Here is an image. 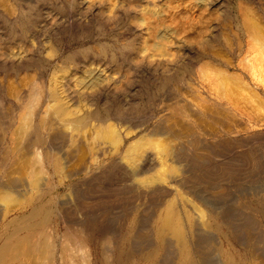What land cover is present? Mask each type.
Wrapping results in <instances>:
<instances>
[{
    "label": "rangeland",
    "instance_id": "374dc122",
    "mask_svg": "<svg viewBox=\"0 0 264 264\" xmlns=\"http://www.w3.org/2000/svg\"><path fill=\"white\" fill-rule=\"evenodd\" d=\"M250 21L252 24L255 22L253 25L257 24L258 26L253 27ZM4 23L6 24L4 25ZM255 41L264 42V0H0V50L6 53L3 58H0L2 60L5 59L8 64H10V68L8 69L0 65V80H6L8 78L10 81H13L18 75H23L22 77L26 79L25 82L29 79H33V82L39 83L38 85H44L43 87H45L47 93L42 98V104L39 109L36 123L37 125L40 124L39 131L42 132V130L46 129L45 132L43 131L47 133L45 136H48V132L59 133L56 138H60L57 140V145L61 147L56 146L57 149L55 148L53 153L49 154V159L52 162H62L63 158L67 155L69 158H67V160H69L68 162L70 165L71 163L81 162L83 158V160L86 161V169L82 168L70 180L67 178L66 180H59L57 176L54 177L47 190L48 192H46V196L40 200H33L34 206L39 204L42 206L44 205V207L51 212V215H54L51 217L52 220L50 219L43 225L42 230L46 229L47 234H49V231L53 239L56 241L59 240L57 241L59 247L61 246L62 248V243L65 242L62 237L66 240L70 238L69 243H72L75 239L72 241L73 237L71 238L68 236H71V233L72 236L75 234L74 237H76V241L71 244L73 251H70L69 247H67L68 250L65 251L66 255L69 251L74 252L73 254L77 253V256H73L75 264H89V261L90 264H108L106 263L105 257L107 253L109 254L111 251L116 254L121 253L124 264H126L127 258H131V261H135L136 264H148V262L151 264L152 259L150 258V253L154 250L153 242H147L150 240L147 237L140 239V241L138 240L137 244L133 242V245L135 244L136 246L134 245L131 247L129 246L131 242L121 240L116 234L106 233V228H104L103 223H101L104 214L101 210H98L99 213L98 211L93 213L89 212L90 208H88L86 209V216L84 218H82L83 216L79 211H76L72 216L73 221L71 224L63 220L62 222L61 219L58 220L57 210L61 209L60 202L58 201L64 202L66 206L72 209L76 208V196L71 188V184L74 182L79 183L78 181L90 176V173H87V171H89L88 168L90 164L92 162L95 163V160L92 159L99 157L96 151H99V153L102 152L100 158H103L104 162L109 164L111 162L109 157L104 156V150L102 148L101 150L103 151L95 148L98 146L93 143L92 124L98 122L113 123L115 120H113L115 112L127 110L135 111L136 117L139 115L138 118L143 120L142 127L145 129V127H149L155 123L157 118L163 116L172 108H175V105L176 108H182L183 104L189 102V104H197L198 107H202V109L209 114L211 113V115L216 116V119L207 115L203 116L204 119L202 118L203 122L205 121V124H207L208 130L212 131V128L214 129L215 127L217 130L218 128L221 129L219 131L214 129L215 132L214 130L212 131L214 135L218 134L217 136H213L214 138L211 137L212 135H204V138L210 141L212 140V142L216 140L218 136L222 138H241L242 136L248 137V135H252L254 132H264V121L254 126L250 123V119L253 117L252 115L255 114L261 117L264 115V108L262 107L264 104V85L253 81L250 74L247 73L248 71L245 69L247 60L252 55L250 51L248 52V48L250 50V45L255 43ZM128 55L131 56L129 60L126 59ZM135 57L139 60L145 59L147 61H145L146 64H144V67L135 66L137 64V58ZM21 59L24 61L23 64L19 63ZM122 65H124V68L120 67ZM221 68H230L229 72H235L238 75L245 76L246 81L248 83L251 82V86H254L253 88L257 90L259 98L263 99V104H260L261 106L257 108L258 106L254 103H249L248 108L235 110V116L233 115L234 113L226 109L225 106L221 107V105L217 104L214 95L215 90L212 88L214 90L212 91L211 86L208 85L205 79H200V77H202L200 74L203 70L216 71ZM128 71L131 73V79L129 82L125 83L126 85L123 87L122 94L117 97L118 101L121 102H118L116 106L114 105L109 109L106 108L107 104L104 98L99 96L100 94L94 96L95 92H93L92 89L87 90L83 88V85H80L85 83L83 81L87 82L93 80L95 77H97L99 81L106 78L107 80L103 82L94 81L93 87H98L97 83L102 85L110 82L112 80L111 77H115L122 81L124 80L125 82V74H127ZM81 79L83 80L81 81ZM57 80L59 82H54ZM67 82H71L69 90L64 87L61 90L59 89V96L63 101L60 100L59 96H56L57 99L60 100L58 101L60 103L62 102V104L66 102V105L69 106L72 104V118L82 115L86 116L84 121V125L86 126L85 129L79 133L75 132L77 136H75L73 140L71 139V130L64 127L60 118H57L58 120L56 119L55 113H53L55 111H53L52 108H47L49 100L53 99L50 98L53 95V93H50V89L58 87L62 83L69 84ZM254 84H256L258 88ZM31 87V85H25L26 89L24 88V90L26 92L22 91L19 96L14 94L13 96L7 92L10 100L6 102L8 103L6 108H0V115L2 114V109L5 111H3L5 116L3 115L1 118L5 126L10 124V120L12 119L10 116L16 117L11 121L12 124H14L13 127L8 129L3 136L7 143H12L11 135L14 131L18 130V122L23 111H26V108H23L22 105L24 101L26 102L28 100ZM260 93L263 95L260 96ZM20 96L22 99H19ZM59 102H57V104L61 106L62 104H59ZM254 108L259 110L256 111ZM50 109V115L47 116L45 114L46 117H44L43 113ZM249 109L252 110L253 113ZM51 112L53 114H51ZM231 113L232 115H230ZM238 115H241L242 118ZM220 117L222 118L220 119ZM225 117L226 121L224 119ZM213 119L217 120L218 123H222L223 119L225 122L221 125V123L217 124L216 121H212ZM44 121L47 124H45ZM238 121L241 122L242 125ZM202 124L204 125V123ZM209 125L211 127H208ZM212 125H214V127ZM41 126L44 128H41ZM55 127H57L58 130ZM63 131H68L69 134H63V137L60 133H63ZM85 131L87 134L83 133ZM39 133L40 132L35 134L33 139L31 138L33 135L30 136V134H28L25 136L24 147L23 145L20 146L22 147L20 148L22 150L20 152H23L20 153L22 160L26 161L27 159L29 161V159H33L35 153L33 148L36 151V146L42 145L45 147L44 142L37 140L40 139ZM32 140L34 142L33 148L31 149L29 147L30 149H27L26 145ZM243 144L247 147L244 148V146H242ZM248 144L247 142H239L232 146V155L235 159L239 157L248 158L249 155L242 151L251 149L253 145H255L254 143L251 144V142H248ZM257 144L259 149L261 148L259 151L260 154L256 155V157L259 156V158L256 159L255 157L254 160L252 157L254 162L259 161L256 169L253 166L252 160L249 158L245 160L247 164L245 168L248 167L252 175L251 177H254H247L245 179L246 182L239 188L238 191L240 192H236V197L238 198L239 196L242 202L238 200L248 207L245 210L248 212L254 210L253 212L255 214L253 215L261 220L262 230L260 235L255 236L254 241H256V243L254 241L252 242L254 246L250 245L248 247L243 241L237 242L232 237L220 236L222 240L219 238V243H221L220 246L223 247V254L234 264H264V216L260 213L263 205L259 202L260 197L264 195V143ZM1 147L0 144V150ZM240 147H242L240 151L236 150ZM73 149L76 151L74 150V152ZM234 149L236 153H234ZM30 151L31 155L29 154ZM1 155L4 156L0 151V156ZM27 155L32 158H28ZM94 155L96 156L94 157ZM3 156L0 157V160ZM1 163H3V161H0V172L3 170L1 168ZM252 166L253 168H251ZM7 171L12 177H19L22 173L26 179L28 178L27 181L29 182L30 175L28 176V170L26 171L24 169L21 173H13L14 171L8 168V170L3 171V175H5ZM119 175L121 176V172ZM248 178L250 179L247 180ZM123 181L125 182H120L119 184H131V181ZM24 186L25 184L23 182L18 188L22 189ZM82 186L84 187L86 185ZM168 198H171V196H168L166 199ZM140 201L141 200H137L135 202V204L141 205L140 208H137L138 210L131 209V214L130 211H128L129 213L127 212V217L125 218L119 219V211L121 210L116 209L115 215H118L116 221L118 223L117 225L121 227L122 223L126 220L122 228H128L131 223H133L136 216H138L139 210H144L143 208L145 205L143 204L147 202V199L142 200L141 203ZM31 210L32 207H26L23 213H29ZM0 216V233L7 227L6 230H10L4 233L10 235L12 228L17 226V224H14L12 228H8L7 218H5L4 213L1 212ZM22 217L23 214L19 213V215H16V213H14L8 219L14 218L16 223V221ZM83 219H86V221L82 222ZM81 224L82 226L80 227ZM48 225L51 227L50 229H47ZM99 228H102V230ZM20 232H22L21 235L26 233L25 229H20ZM124 232V230H121V236H123ZM64 234L67 236L65 237ZM52 237H50L51 240H53ZM79 240L84 242V244L86 243V249L89 247V249H87V251L91 253V258L89 259L88 257L89 260L86 259L88 255L84 254L86 251L83 250V253V251L80 250V246L78 248L79 244L76 245ZM103 241L104 243H102ZM107 241H110L111 244L107 243ZM106 247H111L112 250L109 248L111 251L109 250V252H107L108 248ZM131 251L133 253H131ZM69 255H71V253H69ZM83 257L87 262L81 259ZM97 257L98 259L102 257V260H98ZM68 259L67 264H74L70 259V263H68ZM212 259L213 258L209 261L212 262L214 260ZM56 263L61 264L59 261H56ZM10 264H18V261H12ZM113 264H117V261H114Z\"/></svg>",
    "mask_w": 264,
    "mask_h": 264
},
{
    "label": "bare ground",
    "instance_id": "6f19581e",
    "mask_svg": "<svg viewBox=\"0 0 264 264\" xmlns=\"http://www.w3.org/2000/svg\"><path fill=\"white\" fill-rule=\"evenodd\" d=\"M5 24L6 23H4V25ZM253 24L251 23V25ZM255 26L258 25H253V27ZM249 51L252 53V55L248 58L245 69L248 71L247 73L250 74L253 81L264 85V42L255 41V43L250 45V50L248 48V52ZM5 54V52L0 50L1 58H3ZM130 57L131 56L128 55L126 59L129 60ZM1 58L0 65H3L7 69L10 68V64H8L5 59L2 60ZM145 61V59L139 60L137 58V64L135 66L144 67V64L147 62ZM19 63L23 64V59H21ZM120 67L124 68V65ZM229 69L221 68L216 71H206L202 69L203 71L200 74L202 76L200 79H205L208 82V85L211 86V89L213 88L215 90L214 95L216 97L215 101L217 104L221 105V107L225 106L226 109L232 113H234L235 110H243V108H248L249 103H254L258 106L256 107L259 108V106H261L260 104H263L264 101L262 98H259L258 92L253 88L254 86H251V82L248 83L245 79V76L243 77L236 74L235 72H229ZM22 76L18 75L13 81H10L8 78L6 80H0V108H6V105L8 104L6 102L10 100L8 93L19 96L22 91H25V85L32 86L30 88L31 90L28 100L26 102L24 101V104L22 105L23 108H26V111H23V114L18 122V130L15 129L16 131H14V133L11 135V144L7 143L3 136L8 129L13 127L14 124H12L11 121L16 117L10 116L12 118L10 120V124L8 123L9 125L5 126V123L1 120L3 115L5 116L3 113L4 109H2V114L0 115V144L2 146L0 151L2 154H4V156L1 155L3 157L0 160L1 162L3 161V163H1V168L3 170L0 172V213L3 212L5 218H7L6 220L8 228H12L14 224H17V226L12 228L10 235L6 234L9 232L8 230H10H6L7 227H5L4 231L0 233V264H10L12 261H18V264H50V262L51 264H57L56 261L61 262V264H67V259L70 256L71 257L69 259L74 263L73 256H75L77 253L73 254L74 252L70 251H73L71 244L76 241V237H74L75 234L72 236L71 233V236H68L71 238L73 237L72 241L75 239V241L72 243H69L70 238L69 240H66L64 237H62L63 241L65 240V242L62 243V248L61 246L59 247L57 243L59 240L56 241L53 239L51 236L52 234L49 231L48 233L50 235L47 234L46 229L42 230L43 225L46 224V222L49 221L54 215H51V212L46 209L44 205L42 206L39 204L34 206L33 200H40L46 196V192H48L47 190L49 189L54 177L57 176L59 180H66V178L70 180L82 168L86 169V161L83 160V158L81 162L71 163L70 165L68 162L69 160H67V155L63 158L62 162H52L49 159V154L53 153V150L56 148V146H59L57 145V140L60 138H56L58 137L59 133L57 134V132H48V136H45V134H47L44 133L46 129L42 130V132L44 131L42 133L39 131L40 124L37 125L36 123L37 117L39 115V109L41 108L42 104V98L46 95L47 91L45 90V87H43L44 85H38V82H33V79H29V81L28 78V81L25 82L26 79H24L25 77L23 78ZM130 77L131 73L128 71L127 74H125V82L124 80L122 81L115 77H111L112 80L110 82L102 85L97 83L98 87H93L94 81L103 82L104 80H107L106 78L99 81L97 77H95L93 80L87 82L83 81L85 83L80 85H83V88L87 90L92 89V91L95 92L94 96L100 94L99 96L103 97L107 104L106 108L109 109L114 105L116 106L118 102H121L118 101L117 97L122 94L123 87H125L126 82H129L131 79ZM82 80L83 79H81V81ZM54 82L59 81L57 80ZM67 83L69 84L62 83L58 87H53L50 89V93H53L52 96L50 95V98L53 99L49 100V105L47 108H52L53 111H55L53 113H55L56 119L60 118L64 127H67L71 130V139L73 140L74 137L77 136L75 132L79 133L85 129L86 126L84 125V121L86 116L82 115L80 117L77 116L72 118V104L70 103L71 106H69L66 105V102L64 104L59 102L62 99L60 98V93L58 91L63 87L69 90L71 82ZM254 85L258 88L256 84ZM213 89L212 91H214ZM260 94V96L263 95L262 93ZM56 96H59L60 100L57 99ZM57 102L62 105H58ZM263 105L262 107L264 108ZM174 107L175 108H172L163 116L157 118L155 123L149 127H145V129L142 127L143 120L138 118L139 115L136 117L135 111L127 110L118 111L117 113L115 112L113 115V120L115 119L113 123L98 122L96 124H92L93 143L99 147L95 148L97 150H101L102 148L104 151H101L104 152V156L109 157L111 162L110 164L104 162L103 158H100L102 152L99 153V151H96L98 152L99 157L92 159L95 160V163L92 162L88 168L89 171H87V173H90V176L78 181L79 183L74 182L71 184V188L76 196V208L72 209L69 206H66L64 202L58 201L60 202L61 206V209H56L58 213L57 217H59L58 220L61 219V221L63 220L64 222L71 224L73 221L72 216L76 211H79L83 216L82 218H84L86 216V209L88 208H90L89 212L93 213L101 210L104 213L101 223H103L104 228H106V233L109 232V234H116L121 240H127L131 242L129 245L131 247L135 245H133V242L137 244L138 240L140 241V239L145 237L151 240L147 242H153L154 250L152 253H150V258L152 259L151 264H234L230 259L224 256L222 251L223 247L220 246L221 243H219V240L221 237H232L237 242L243 241V243L248 247L250 245L254 246V243L252 242L255 240V236L261 234V220L253 215L255 214L253 212L254 210L249 212L245 210L248 207L241 203L242 200L239 196L238 198L236 197V192L244 185V182H246L245 179L247 177H254H251L252 175L250 174L248 167L245 168L247 166L245 160H248V158L252 160V157L255 160L256 155L260 154L259 151L261 148L259 149L257 143H264V132H254L252 135H248V137L242 136L241 138H222L218 136V138L216 137L217 139L213 140L212 142V140L210 141L204 138V135H212L211 137L217 136V133V135H214V129H216V127L214 129L212 128V131L214 130V132L208 130L207 124H205V121L203 122L202 118L204 119L203 116L205 115L215 118V115H211V113L209 114L204 109H202V107L199 106V108L197 104H189V102L183 104L182 108H176V105ZM254 109L256 111L259 110L256 108ZM50 111L51 109L49 111H45L43 113L44 117H46L45 114L47 116L50 115ZM53 113L51 112V114ZM232 113L230 115H232ZM235 113L233 114L234 116ZM6 114L9 115L8 113ZM238 116L241 117V115ZM252 116L253 117L250 119V123L253 126L261 121H264V115L261 117L254 114ZM221 118L222 117H220V119ZM215 119L212 121H216L217 124L221 123H218V121ZM224 119L226 121V117ZM224 119L222 120V123L225 122ZM202 123H204V125ZM45 124L47 123L45 122ZM212 126L214 127V125ZM208 127L211 126L209 125ZM41 128L44 127L41 126ZM219 130L221 129L218 128L217 131ZM38 132H40V139L37 140L44 142L45 147L38 145L36 146L35 151L33 148L34 142L32 140L28 143L29 145L32 143V146L27 144L26 148H33L35 152L34 156L32 155L33 159H29V161L27 159L26 161L22 160L20 153L23 152H20L22 151L20 149L22 147L20 146L23 145L24 147L25 136L28 134H30V136L33 135V137H31L33 139L34 135ZM60 133L62 135L66 133L69 134L68 131H63V133ZM83 133L87 134L86 131ZM239 142H247V144L248 142H251V144H255L252 148L250 147L251 149H245L242 151L243 153L245 152L249 155L248 158L239 157L235 159L232 155V146ZM242 146H244V144ZM246 147L244 146V148ZM241 148L242 147L236 150L240 151ZM74 150L75 149H73V151ZM236 150L234 153H236ZM29 154L31 155V151ZM96 155H94V157ZM28 158L32 157L28 156ZM257 158H259V156H257L256 159ZM258 162L259 161H253V166L255 169ZM253 166L251 168H253ZM8 168H11L14 171L13 173H21L22 170L24 171V169L26 171L28 170V176L30 175L29 182L27 181L28 178L26 179L22 173V177H12L8 171L5 173V175H3V171L8 170ZM119 171L121 172V176L119 175ZM123 180L131 181V184H119L120 182L124 183L125 181ZM23 182L25 184L24 188L19 189L18 186ZM82 185L86 186L83 187ZM168 196H171V198L166 199ZM145 199H147V202H144V208L141 207L144 210H139L138 216H136V219L128 228H122V226L125 225L126 220L122 223L121 227L117 225L118 223L116 221L118 215H115L116 209L121 210L119 211L118 218H125L127 217L126 215L128 211L131 209L140 208V204H135L137 200H141V203L142 200ZM259 202H261L263 205V207L261 206L262 209L260 213L264 216V195L260 197ZM54 205L56 206L55 203ZM26 207H32V210L25 214L23 211L26 209ZM251 208L252 207L250 206V209ZM14 213H16V215H19V213L23 214V217L16 221V223L14 218L8 219ZM84 221H86V219L82 220V222ZM81 226L82 224L80 227ZM48 227L47 229L51 228ZM20 229H25L26 233L21 235L22 232H20ZM99 229L102 230V228ZM121 230L125 231L123 236L120 234ZM49 236L52 237L53 240H51ZM66 236L67 235H65V237ZM79 241L76 243V245L79 244L78 248L80 246V250L86 251V253H84V251L83 253L88 256H86L87 258L85 256L84 257L89 260L91 258V253L87 251L89 247L86 249V243L84 244V242L81 240ZM110 241H107V243H110ZM254 242L256 243V241ZM102 243H104V241ZM67 247H69V253H71V255H69L68 252L66 255L65 251L68 250ZM106 248H108L107 252H109V248L111 247ZM131 253L133 252L131 251ZM109 254L107 253V256L105 257L106 259L104 258L106 263L113 264L114 261H117V264H124L121 253L116 254L115 252L111 251ZM84 257L81 259L86 261ZM211 258L214 259H212V262L209 261ZM69 259L68 263H70ZM99 259L102 260V257ZM126 264H136V262L131 261V258H127Z\"/></svg>",
    "mask_w": 264,
    "mask_h": 264
}]
</instances>
